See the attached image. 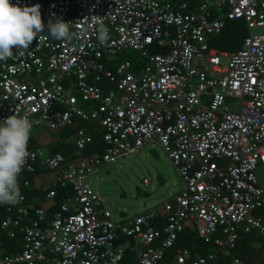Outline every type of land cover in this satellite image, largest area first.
Instances as JSON below:
<instances>
[{
	"label": "built area",
	"instance_id": "obj_1",
	"mask_svg": "<svg viewBox=\"0 0 264 264\" xmlns=\"http://www.w3.org/2000/svg\"><path fill=\"white\" fill-rule=\"evenodd\" d=\"M10 2L39 4L41 14L74 22L81 35L60 41L41 33L23 55L13 49V58L0 61V122L18 113L32 130L54 132L76 118L98 120L106 145L85 155L93 136L78 127L66 158L30 148L29 139L19 188L40 183L45 193L28 200L20 188L16 203L0 204V264H160L187 226L199 228L213 249L194 257L178 248L171 264H243L232 257L243 234L264 239L256 174L264 166V34L250 33L264 27V0H201L194 10L169 0ZM240 18L249 33L239 50L209 46L226 20ZM98 19L108 29L104 44ZM152 46L166 49L152 53ZM129 50L146 60L139 70L130 61L105 67L103 60ZM103 80L115 88L105 91ZM148 143L167 153L182 188L155 211L115 221L87 177ZM37 167L44 170L36 174ZM58 186L72 192L48 216ZM2 232L21 235L16 254L3 249Z\"/></svg>",
	"mask_w": 264,
	"mask_h": 264
},
{
	"label": "rangeland",
	"instance_id": "obj_2",
	"mask_svg": "<svg viewBox=\"0 0 264 264\" xmlns=\"http://www.w3.org/2000/svg\"><path fill=\"white\" fill-rule=\"evenodd\" d=\"M169 1L174 4L175 0ZM47 23L44 22L46 33ZM250 33L264 34V27H254ZM139 59L140 55L132 51L111 58L114 63L130 61L133 64H137ZM222 63L227 64V59L223 58ZM30 136L41 142L46 150L47 146L60 139L43 127L31 130ZM256 174L259 183L264 187L263 165L258 167ZM87 181L100 195L102 207L111 211L115 221L146 211H155L182 188L171 159L156 143L145 144L135 153L123 155L113 162L97 167L88 175ZM197 230L199 232V228Z\"/></svg>",
	"mask_w": 264,
	"mask_h": 264
},
{
	"label": "trees",
	"instance_id": "obj_3",
	"mask_svg": "<svg viewBox=\"0 0 264 264\" xmlns=\"http://www.w3.org/2000/svg\"><path fill=\"white\" fill-rule=\"evenodd\" d=\"M183 2H186L188 4L189 10H194L200 4L201 0H175L174 4L180 5ZM42 20L43 22L49 21L46 17H42ZM248 33L249 31L247 28V24L242 18L237 20H226L221 32L215 36L210 37L208 40V44L212 48H218L223 51H237L242 47L244 38L248 35ZM165 49V47L157 48L156 46H152V51L156 53L162 52ZM129 51L120 52L118 54L121 55V53H128ZM103 61L105 62V67L111 70L115 69L116 65L119 63V61L114 63V61H112L111 59H105ZM145 64L146 60L141 58L139 59V61H137V64L132 63V68L134 70H139ZM98 84L103 85L105 91H108L111 88H115L113 84L104 80L103 82H100ZM79 103L82 107L87 106L86 103ZM90 106L95 107V103L91 104ZM78 127L83 128L93 136L92 143L87 144L84 150L85 155L100 152L104 149L106 144L103 140V129L101 128L99 121L92 119L81 120L79 118H76L74 126H68L61 130L51 132L53 135L58 136V138L60 139H57V141H55L51 146H47L48 151L50 153L60 152L64 154L66 158L73 157L75 131ZM39 145L43 144H39L37 139L30 136L29 147L35 149ZM43 170V168L37 167L36 174ZM32 177L33 176L31 175L29 176L30 179ZM20 188L26 194L28 200H32L34 198L40 199L42 196H44L45 193L39 187H36L34 182H32L30 187ZM71 192V186H58L56 188V196L54 198L55 204L48 210V216H51L53 214L54 210L58 208V206L64 201V199L69 194H71ZM24 222L27 223V221ZM158 222L160 223L157 224ZM157 223V227H160L163 226L164 221L158 219ZM2 240L3 249L7 254L14 255L21 248L22 239L20 234H18L15 238H11L6 235V232H2ZM256 244H260V247L256 248ZM178 248H186L191 252L192 256L196 257L200 255H206L213 249V246L209 243H206L199 236V232L196 226H187L179 233V236L174 242V245L165 251L164 258L162 259L160 264H171L173 256ZM232 257L240 259L243 264H264V239L259 237L255 233L243 234L242 239L237 243L235 249L232 250ZM218 259L222 260L221 254H218ZM125 262H127V260H125Z\"/></svg>",
	"mask_w": 264,
	"mask_h": 264
},
{
	"label": "clouds",
	"instance_id": "obj_4",
	"mask_svg": "<svg viewBox=\"0 0 264 264\" xmlns=\"http://www.w3.org/2000/svg\"><path fill=\"white\" fill-rule=\"evenodd\" d=\"M52 15L55 17L54 13ZM42 17L48 18L41 14L39 4L21 7L10 0H0V61L13 58V49L23 55L41 33H46ZM48 20L46 34L51 39L72 41L80 38L81 32L72 30L78 28L74 22H65L60 17ZM96 24L97 38L104 44L109 39L108 29L102 20L98 19ZM32 127L28 116L18 113L0 122V204H14L21 198L18 178L29 157Z\"/></svg>",
	"mask_w": 264,
	"mask_h": 264
},
{
	"label": "crops",
	"instance_id": "obj_5",
	"mask_svg": "<svg viewBox=\"0 0 264 264\" xmlns=\"http://www.w3.org/2000/svg\"><path fill=\"white\" fill-rule=\"evenodd\" d=\"M261 185V184H260ZM35 186H37V187H39V186H41V184L40 183H37V184H35ZM262 186V185H261ZM263 187V186H262ZM264 188V187H263Z\"/></svg>",
	"mask_w": 264,
	"mask_h": 264
}]
</instances>
